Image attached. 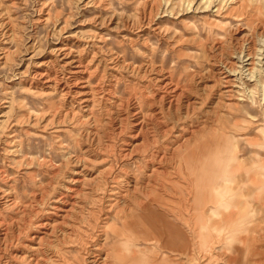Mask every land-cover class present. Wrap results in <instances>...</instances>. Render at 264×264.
Listing matches in <instances>:
<instances>
[{
    "label": "rangeland",
    "instance_id": "obj_1",
    "mask_svg": "<svg viewBox=\"0 0 264 264\" xmlns=\"http://www.w3.org/2000/svg\"><path fill=\"white\" fill-rule=\"evenodd\" d=\"M0 264H264V0H0Z\"/></svg>",
    "mask_w": 264,
    "mask_h": 264
},
{
    "label": "bare ground",
    "instance_id": "obj_2",
    "mask_svg": "<svg viewBox=\"0 0 264 264\" xmlns=\"http://www.w3.org/2000/svg\"><path fill=\"white\" fill-rule=\"evenodd\" d=\"M101 22V21H100ZM73 63V62H72ZM80 63V62H79ZM84 65V64H83ZM74 66V65H73ZM77 66V65H76ZM44 77V76H43ZM42 77V78H43ZM45 79V78H44ZM220 83V82H219ZM182 86V85H181ZM222 89V88H221ZM220 93V92H219ZM183 94V93H182ZM88 96V95H87ZM261 97V96H260ZM91 99V98H90ZM92 103V102H91ZM191 106V105H190ZM133 107V106H132ZM141 110V109H140ZM154 113V112H153ZM222 113H224V112H222ZM137 115V114H136ZM137 117V116H136ZM178 118V117H177ZM137 119V118H136ZM235 120V119H234ZM234 122V121H233ZM143 123V122H142ZM191 140V139H190ZM80 160V159H79ZM176 160V159H175ZM207 181V180H206ZM117 191V190H116ZM227 204V203H226ZM152 207V206H151ZM216 210V209H215ZM228 210V209H227ZM122 212V211H121ZM146 234H148V233H146ZM145 238V237H144ZM147 241V240H146ZM151 241V240H150Z\"/></svg>",
    "mask_w": 264,
    "mask_h": 264
}]
</instances>
